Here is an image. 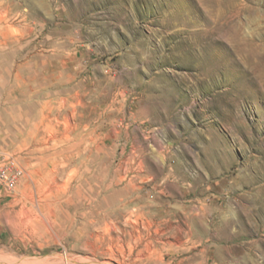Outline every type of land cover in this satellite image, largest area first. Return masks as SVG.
Here are the masks:
<instances>
[{
	"label": "rangeland",
	"instance_id": "374dc122",
	"mask_svg": "<svg viewBox=\"0 0 264 264\" xmlns=\"http://www.w3.org/2000/svg\"><path fill=\"white\" fill-rule=\"evenodd\" d=\"M5 157L0 264H264V0H0Z\"/></svg>",
	"mask_w": 264,
	"mask_h": 264
},
{
	"label": "built area",
	"instance_id": "2783aa9c",
	"mask_svg": "<svg viewBox=\"0 0 264 264\" xmlns=\"http://www.w3.org/2000/svg\"><path fill=\"white\" fill-rule=\"evenodd\" d=\"M23 170L17 162L10 157H5L0 167V188L5 191L14 190L18 179L22 176Z\"/></svg>",
	"mask_w": 264,
	"mask_h": 264
},
{
	"label": "crops",
	"instance_id": "0c3cea01",
	"mask_svg": "<svg viewBox=\"0 0 264 264\" xmlns=\"http://www.w3.org/2000/svg\"><path fill=\"white\" fill-rule=\"evenodd\" d=\"M217 260H219V259H217Z\"/></svg>",
	"mask_w": 264,
	"mask_h": 264
}]
</instances>
